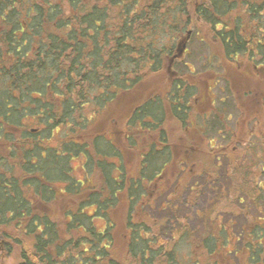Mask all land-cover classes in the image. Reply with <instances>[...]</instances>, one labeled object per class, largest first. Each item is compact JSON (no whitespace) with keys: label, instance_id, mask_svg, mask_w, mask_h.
I'll return each mask as SVG.
<instances>
[{"label":"trees","instance_id":"obj_1","mask_svg":"<svg viewBox=\"0 0 264 264\" xmlns=\"http://www.w3.org/2000/svg\"><path fill=\"white\" fill-rule=\"evenodd\" d=\"M263 16L264 0H201L194 9L190 0H0V237L12 238L8 230L19 235L3 242L0 264L2 253L11 254L16 246L24 248L18 264H182L176 260V245L187 236L191 260L183 264H231L226 256L238 257L232 248L239 242L245 244L246 264H264V220L251 222L245 214L242 240L230 234L235 225L219 223L221 214L233 213L235 203L247 198L256 204V198H264L260 184L251 181L249 187L238 179L258 170L262 159L252 168L241 161L249 136L264 146V135L245 131L244 140H237L240 151L216 150L223 120L233 116L228 98L221 99L220 110L212 102L210 109L194 113L191 102L197 92L180 76L165 96L154 95L134 108L124 142L93 130L102 112L163 71L164 56L176 59L192 18L210 26L212 42L228 61L240 63L243 56L247 67L264 75ZM157 23L174 31L173 44L181 40L179 46L177 41L170 50L156 48L162 30ZM156 101L169 106L179 136L164 128L167 119L150 113ZM147 115L157 120L156 129L143 121ZM31 119L37 127L27 123ZM44 127L52 137L69 131L52 147L50 136L42 137ZM146 133L157 138L140 145ZM199 143L205 147L201 157L192 147ZM187 146L191 152L181 155ZM123 147L138 150L136 171L125 163ZM153 157L162 164H149ZM81 158L78 176L72 163ZM197 168L210 181L229 178L224 195L196 211L212 224L201 240H191L187 225L174 226L180 237L165 240L144 208L153 209L157 195L167 194L175 177L170 196L184 198L181 192ZM158 179L162 186L152 196L151 184ZM226 192L230 199L224 198ZM190 196L202 197L199 186H191ZM123 199L128 239L120 252L115 212ZM100 217L107 224L103 228L96 222Z\"/></svg>","mask_w":264,"mask_h":264},{"label":"rangeland","instance_id":"obj_2","mask_svg":"<svg viewBox=\"0 0 264 264\" xmlns=\"http://www.w3.org/2000/svg\"><path fill=\"white\" fill-rule=\"evenodd\" d=\"M190 1L191 8L193 9L201 3V0ZM196 20L199 19L192 18L193 22L188 26V33L185 32L184 37L182 38L183 42H187V51L180 52L178 49L175 52L178 54L176 59H174L175 56H164L163 59H165L166 65L163 68V71L159 74L150 75L149 78H147L143 84L135 89L132 93L122 98L109 110L102 112L94 124L95 129L93 130L95 133H105L110 135L112 138L122 135L125 139L124 133L126 131L127 119L132 115L134 108L150 100V97L154 95L165 96L171 91L172 85L178 81V78L181 76L184 80H186V82H181L186 86H188L187 83H189L191 85L190 87L197 92L195 99H193L191 102L194 113L201 114L205 107L206 109H210L212 107V102H215L216 108L220 110L222 106L221 99L228 98L226 100L228 103V109L232 112L233 116H229V120H223L226 122L225 131L221 132L222 134H219L220 136L215 140L216 143H214L218 152L219 150H224L227 148L229 150L240 151L241 147L237 140L241 142L244 140L245 131L253 132L261 136L264 135V75L260 74L259 72H254L252 69L247 67V62H243V56L238 57V60L242 62H240L241 64L238 63L237 60H234L233 62L231 60L228 61L225 58L221 47L217 43L212 42L211 37L213 34L210 33V26L204 24L202 20L198 22H196ZM162 26L163 23L156 24V27L160 28V30L162 29L159 32V35H157L155 38L156 48L161 50V48L168 47L170 50L177 45V41L179 46V42L181 40H175V45L173 44V38H176L177 36L174 31L171 28L164 30ZM261 26L263 29L260 32V36L264 35V26L263 24ZM191 35L192 38L187 41ZM131 68L132 67H130L128 71H131ZM179 83L180 81L177 82V84ZM22 107H24V104ZM21 113L23 114L24 112L22 111ZM150 113L154 116L163 117L164 120L167 119V121H169L164 125V128L166 127L165 129L171 135H180L181 130L176 128L178 126L171 125L172 111L170 110L169 106H163L160 101H156L152 104V110ZM240 113H243L242 118H238ZM143 121L147 123L149 127H153L154 129L159 126L157 120H152L149 115L144 116ZM27 123L32 127H37L34 123V120L32 119ZM246 124L248 125V128L246 127ZM171 128L174 129V133ZM41 129L43 130L42 137L45 136L47 138L51 135V129L45 127ZM68 131V129L64 128L59 133L57 132L54 137L50 136L48 138L51 140L50 146L55 147L57 142L54 140L56 139L59 142L60 138L66 136V132ZM118 132L121 133L118 134ZM134 134L136 135V131ZM148 134L149 133H146L143 135V137H139L140 145H147V142L149 144L151 139L156 140V136H149ZM238 135L239 137L237 139ZM210 136L215 137V134H210ZM248 141L247 148L243 150L246 152L244 153V156H242L241 165H246L249 168H252L258 163V159H262V162H260V164L258 163V170L253 176L247 175L244 180L241 178L238 179L240 181L242 180L248 182L247 184H249V187L251 186V181H253L255 184H260V186L264 189V173L261 172V169H264V146H261L260 141L255 139V137L251 138L249 136ZM203 145V143H199L195 144V147L193 146L196 153L200 155V157L204 155L205 147ZM124 155L126 157L125 163L128 165L129 169L136 171L137 167L139 166L140 156L138 150H130L126 148L124 150ZM159 159L160 158L155 159V157L149 158L148 162L149 164L153 163L155 167H158L163 162H159ZM81 161L82 158L80 160H75L72 163V166L74 165V167H77L75 173L78 176L81 173V170L79 169L81 166ZM221 168L224 173H226V169L223 167ZM199 171L200 170L197 168L190 184L185 185V192H181L186 195H183L185 196L184 198L179 195L178 200H176L174 197L170 196L173 193L175 179L177 178L175 177L171 179V182L169 181L172 188L168 191V193L166 194L161 192L157 195L156 200H160L153 206V209L149 207L144 208L146 210L144 214L147 216V218H154L155 223L160 225H158L159 228H156V230L158 235L163 239L171 240L174 237H180L181 231L176 232L173 228L174 226L180 228L182 225H187L191 229L189 231L191 240L194 238L195 241L197 238L201 240L202 237L208 233L206 229L209 226L206 225H208V223H212H210V221L208 222L204 218L201 219L203 215H197L196 211L198 208H209L208 206L214 202L216 203L217 200H219L218 197L221 194L224 195L223 191L226 190L227 185L229 184V178L227 180L226 176L224 175V179L220 177L219 181H216L215 179L214 181H210L206 176L198 175L200 173ZM135 173L136 172H134V174ZM194 185L199 186V190L202 191V197L198 200L190 198H193V196L190 195L191 186ZM225 194L227 195H225L224 198L228 197L227 199H230L231 195H228V192ZM260 195L264 196V191L260 192ZM255 200L257 202L256 204L246 198L245 201L234 204V209H232L233 213L231 215L221 214V221H219L221 225H235L233 226L232 231H230V234H232L234 238H239L240 240L243 239V225H246L248 220V218L246 220L245 214L252 217L250 219L251 222H254V220H264V198L262 200L258 197ZM133 202L136 203V205L138 203L137 201ZM161 206H163L165 209L163 210ZM239 206L241 208H238ZM144 209H142L141 212L144 211ZM127 210L128 203L126 200H124L115 212V223L117 227V248L120 252H124L127 246L128 231L126 229L125 223ZM140 214H137L136 217H140ZM96 222L98 226L102 228L107 225L104 221V218L102 217L98 218ZM8 232L12 236V238L9 236V241H11V239L14 240V237L19 236L14 231L8 230ZM8 239H6V237H0L1 248L3 246V242H7ZM244 247L245 244L243 242H239L232 248L238 250L239 253L238 257H234L233 255L226 256V259L229 261V263H247L246 253H244L242 250ZM190 249V238L187 236L176 245V260L182 264L183 262L186 263L187 261L191 260L189 253ZM23 251L24 248L22 246H16L14 247L13 251H11V254L6 252L2 253L1 264H18L21 260V254ZM26 251L28 253L30 252L27 248Z\"/></svg>","mask_w":264,"mask_h":264},{"label":"flooded vegetation","instance_id":"obj_3","mask_svg":"<svg viewBox=\"0 0 264 264\" xmlns=\"http://www.w3.org/2000/svg\"><path fill=\"white\" fill-rule=\"evenodd\" d=\"M189 39H187V41H188ZM180 51L181 52H186L187 51V42H184V44H183V46L180 48ZM225 100V99H224ZM120 101V100H119ZM118 101V102H119ZM117 102V103H118ZM203 113V112H202ZM119 133H121V132H118V134ZM116 138H117V140L118 139H120V140H122L121 142H124V138H123V136L121 135V136H115ZM114 138V137H113ZM123 138V139H122ZM188 148H184V149H181V151H182V153H181V155H183V156H186L189 152H191V150H192V148H190L189 146H187ZM193 147V146H192ZM122 152H123V155H124V147H123V149H122ZM187 161H188V159H187ZM152 186H151V188H150V190L152 191L151 192V195L153 196V195H155L156 194V192L158 191V189H159V187L160 186H162V183H160V180L158 179L157 180V182L156 183H153V184H151Z\"/></svg>","mask_w":264,"mask_h":264}]
</instances>
